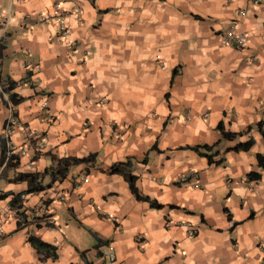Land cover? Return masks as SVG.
I'll list each match as a JSON object with an SVG mask.
<instances>
[{
  "label": "crops",
  "instance_id": "0c3cea01",
  "mask_svg": "<svg viewBox=\"0 0 264 264\" xmlns=\"http://www.w3.org/2000/svg\"><path fill=\"white\" fill-rule=\"evenodd\" d=\"M54 6L81 12L78 21L66 14L63 37L37 22ZM230 25L247 34L243 49L223 43ZM0 42L1 77L23 98L11 106L0 93V193H22L24 182L8 180L42 171L49 155L94 154L90 166L21 195L23 216L44 202L54 222L2 224L0 264H102L106 245L113 264H264V1L0 0ZM10 113L20 128L7 127ZM8 145L27 150L11 168ZM200 145H214L212 163L192 150ZM127 158L138 192L162 208L101 171Z\"/></svg>",
  "mask_w": 264,
  "mask_h": 264
},
{
  "label": "trees",
  "instance_id": "16d2710c",
  "mask_svg": "<svg viewBox=\"0 0 264 264\" xmlns=\"http://www.w3.org/2000/svg\"><path fill=\"white\" fill-rule=\"evenodd\" d=\"M4 48H5L4 44L0 42V61L2 59V51L4 50ZM17 85H18L17 82L12 81L6 77H1L0 74V93L6 95L7 101L11 106H16L17 104L23 101L22 97L12 93V91L17 87ZM218 128H220V125H218ZM232 136H233L232 134L229 135V137ZM262 138H264L263 134H262ZM250 144L251 141H248L242 145H239L237 149L246 150ZM213 147L214 145L213 146L200 145L193 147L192 150L196 152L198 156L205 158L208 163H212V159H211L212 155L210 152L212 151ZM2 158L4 162V157L2 156ZM48 158L50 160V165L45 169H43L42 171H34L29 173L28 172L14 173V175L12 176L11 179L8 180V182L10 183L24 182L26 184L25 190L22 191V193H17V194L8 193V192L0 193V200H4L5 198L11 195V198L8 201V206L13 207L17 205L19 201H21L20 197L22 194L23 195L38 194L50 188L53 183L60 182L62 179L66 177L70 168L78 165L90 166L93 162L94 154H88L87 156L82 158H75V157L58 158L51 155H49ZM257 158H258L257 161L258 164L259 163L262 164L264 161V157L258 156ZM16 165H17L16 157H11L7 159L5 162V167L11 168V167H15ZM101 171L108 175L121 176L123 180L126 181L129 192L136 201L144 202L150 208H154V209L162 208V205L158 204L155 200H152L149 197L142 195L138 192L137 188L135 187L136 177L131 174L130 159L127 158L122 162L112 163L108 168ZM251 175H253V173H249L247 177L250 178ZM44 179H47L46 184H43ZM20 217L21 219H19L18 223H16V229L23 227L24 224L27 223V220L25 219V216H23V214H21ZM45 225H47V227L51 226V224H45ZM27 242L30 245H32L37 251H42L46 248H49L33 236H27Z\"/></svg>",
  "mask_w": 264,
  "mask_h": 264
},
{
  "label": "built area",
  "instance_id": "2783aa9c",
  "mask_svg": "<svg viewBox=\"0 0 264 264\" xmlns=\"http://www.w3.org/2000/svg\"><path fill=\"white\" fill-rule=\"evenodd\" d=\"M263 1L264 0H252V4L257 5ZM67 13L68 12L63 11L58 6H54L50 10H48L45 13L38 16L37 22L41 23V24L48 23V22L54 23V25L56 27L57 34H59L60 37L61 36L63 37L64 35L67 34V31H68V29L65 25V22H64V19H65ZM68 14H71L73 16V18L76 21H78L81 12L79 9H74L71 12H69ZM238 14L241 15L242 12L240 11ZM247 39H248L247 34L245 32L238 31L234 25H230L228 27V29L222 35V40H223L224 44L229 45L231 47L239 48V49H243L246 46ZM254 61H256L255 58H250L249 63L254 62ZM203 117H205V115H203ZM14 118L15 117L11 113L8 115L7 127L10 125H15L16 128H20V124L18 122H16ZM184 119L186 121L190 120L189 111H186ZM33 134H34V137L36 139L35 141H37L38 135L36 133H33ZM43 149H44V143L37 141L32 146L31 151L36 154V153L41 152ZM26 151L27 150H25V149H18L17 147L8 145L4 151L5 161L11 157H14V156L25 157L27 155ZM193 175L194 174L192 172H190V175H188V176H193ZM186 176L180 175L176 179V182L181 183V184L185 183ZM85 181H86V178L83 176L80 179V182H85ZM51 198L52 199L55 198L57 200L59 199L61 204H64V201H63L64 198L62 196L58 195L57 192L53 191V193L51 194ZM21 214H22L21 209L19 208L18 205H15L13 207L8 206V204L0 205V230H1L2 224H4L6 221H9V220L19 219ZM26 215H27L26 220L28 221L30 226H35V225H39V224H46V223L47 224H53V222H54L51 215L47 214L46 205L44 202H40L37 205L33 206L29 211H27ZM187 234L189 236H191L192 231L189 230L187 232ZM99 255H100V258L102 260V264H113L115 262L114 252H113L112 248L108 245H106L105 247H102L99 250Z\"/></svg>",
  "mask_w": 264,
  "mask_h": 264
},
{
  "label": "rangeland",
  "instance_id": "374dc122",
  "mask_svg": "<svg viewBox=\"0 0 264 264\" xmlns=\"http://www.w3.org/2000/svg\"><path fill=\"white\" fill-rule=\"evenodd\" d=\"M59 226H60V224H59ZM62 227H63V225H62ZM76 229V227H74L73 225H71V226H67L66 228H64V230H65V233L67 234V235H69L70 234V232H74V231H76L75 230ZM81 234H82V236L84 237V239L85 240H90L91 238H90V236L86 233V232H80Z\"/></svg>",
  "mask_w": 264,
  "mask_h": 264
}]
</instances>
